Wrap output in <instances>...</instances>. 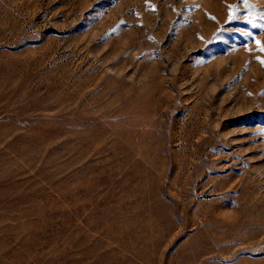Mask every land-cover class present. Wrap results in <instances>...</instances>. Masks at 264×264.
<instances>
[{"label": "rangeland", "instance_id": "rangeland-1", "mask_svg": "<svg viewBox=\"0 0 264 264\" xmlns=\"http://www.w3.org/2000/svg\"><path fill=\"white\" fill-rule=\"evenodd\" d=\"M261 47L264 0H0V264H264Z\"/></svg>", "mask_w": 264, "mask_h": 264}, {"label": "snow or ice", "instance_id": "snow-or-ice-1", "mask_svg": "<svg viewBox=\"0 0 264 264\" xmlns=\"http://www.w3.org/2000/svg\"><path fill=\"white\" fill-rule=\"evenodd\" d=\"M247 2V0H245V3ZM230 18H232V17H230ZM257 43L259 44V41H257ZM261 51H264V47H261V49H260ZM262 63H264V61H262Z\"/></svg>", "mask_w": 264, "mask_h": 264}]
</instances>
